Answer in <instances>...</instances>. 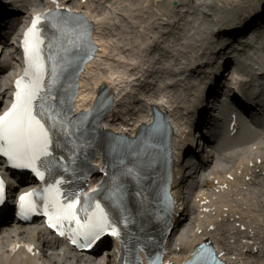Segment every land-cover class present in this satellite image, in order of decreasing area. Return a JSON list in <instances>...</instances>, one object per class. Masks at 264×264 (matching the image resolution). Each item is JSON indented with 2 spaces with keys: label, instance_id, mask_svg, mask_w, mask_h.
<instances>
[{
  "label": "bare ground",
  "instance_id": "6f19581e",
  "mask_svg": "<svg viewBox=\"0 0 264 264\" xmlns=\"http://www.w3.org/2000/svg\"><path fill=\"white\" fill-rule=\"evenodd\" d=\"M14 1V0H6V2ZM103 3L105 2H111L112 0H102ZM121 2L119 4V11L122 13H132L133 9L132 7L134 4L141 3L144 7L148 5V0H120ZM163 1V0H161ZM181 1V0H178ZM261 4L260 0H229L227 1L228 7L224 10V14L227 18V23H233L234 25L244 24L250 20L253 19V15H250V13L253 11L252 8H254V5L256 3ZM20 10L22 18L18 21H12L15 24L13 33L11 36H13L18 29L22 27V25L26 21V17L28 12L30 11L29 8V1L28 0H19ZM118 3H112V5H117ZM169 3L170 8H167V4L161 5V8L166 11V14L169 16V23L167 25H161L160 23L152 22L151 19L153 17H150L147 20L139 21L140 27L139 30H137L136 33L131 32L128 30L127 25L119 24L116 22H113V26L111 29L115 28L117 29L116 32H111L110 36L114 37L116 39L113 40L111 43V46H117L125 56L126 54L130 53V47L129 45L133 43L134 45H138V50L140 51L141 57L145 59V62L142 66H144L146 69L143 74L146 73L148 78L151 79V83L149 85H145V91L146 94L149 93L152 89L158 90L157 98L155 100H151L150 102H161L166 107L169 108L167 104H169V99H173L174 96H177V98H174L175 100H179V102H182L181 99H185L186 104L188 106L185 108L187 111V114L190 115V112L192 111L193 106L198 105L203 97L205 92V85H207L210 82V79H212V75H215V72H218L222 70V68H225L227 61H232V59L235 60L234 62V71L237 73L239 70L245 69V66H247V60L251 56H229L233 51L228 52L227 56L223 63H218V58L220 57V54H224L227 51H229L232 48V45L235 42V38L231 39L230 36L226 37L225 40H221L218 42V39L221 37L220 34L217 32H214L212 30V22L213 21H220L219 20V14L223 13L219 11L217 0H192L191 7L185 9V4H178L177 6H173ZM32 6L37 5V1L33 0L31 3ZM130 5V6H129ZM260 8H264V4L260 5ZM252 10V11H251ZM203 13H207L208 17L203 16ZM1 15H4L2 13ZM94 18V15L92 16ZM190 18V20H189ZM240 19V20H239ZM95 27L99 26V22H96L95 18ZM6 25L4 22H2V26ZM232 24H228L227 27H231ZM249 25V24H248ZM248 25L244 26L243 30L248 29ZM195 26V27H194ZM226 26V25H225ZM233 27V26H232ZM231 27V28H232ZM193 28L195 29V32H193ZM97 29V28H96ZM201 29V30H199ZM185 32L187 35H179V33ZM225 32V33H224ZM223 35H227L229 32L224 31ZM227 33V34H226ZM206 34H209L210 37H206ZM2 35V34H1ZM152 36L155 40V46L161 47L158 52H155L154 50H150V47L145 44V37L146 36ZM4 36V34H3ZM247 37V34L244 35ZM224 37V36H223ZM95 42L97 45H99V50L102 51V46L100 45L99 40L96 39L95 35ZM230 38V39H228ZM171 42L175 44V46H178L179 49L183 50L179 52L176 48V52L178 53V59H173V55L169 54L171 51L166 50L164 47L166 46L167 42ZM254 41L255 40H250ZM192 42H197L198 45H191ZM259 51L257 53H254L255 56L254 59H252V63L255 65H264V35L259 38ZM13 44H11L10 41L5 43V47H12ZM167 47V46H166ZM149 49V51H147ZM202 49L207 50L205 54L202 55ZM235 52V51H234ZM198 54L201 55V60L206 61L204 66L201 69V72L195 77V79L199 78L197 84L193 85L192 82L194 79L189 78L186 73L183 72L184 66H188L189 61L192 57L197 56ZM170 55V56H167ZM98 56V55H97ZM96 56V57H97ZM132 56H126L124 59L129 64V67H131L133 70L139 69L138 63H135L131 60ZM232 64V63H231ZM92 61L87 64L88 69L86 72L89 73L91 70ZM252 65V66H253ZM172 66L176 67L178 69L177 71L172 70ZM202 66V65H201ZM170 67V68H169ZM169 68V69H167ZM204 69H207L210 73L209 76H207L205 82H203V79L205 80V76L203 71ZM8 69L2 74L5 76L6 73H8ZM187 71H191L187 70ZM208 74V73H207ZM248 75H252L251 72H247ZM87 75V74H86ZM142 75V74H141ZM199 75H201L199 77ZM143 77V76H142ZM183 78L182 81L183 85L186 87L184 91H181L180 89H174L175 86L172 84H169V88L174 89L173 90V96L166 95L164 93L165 86L168 85V83H171L172 80L170 78L179 79ZM210 77V78H208ZM124 79V76L122 73H117L116 75H112L110 77L109 81L107 82L109 89L111 91H114V95L116 99L121 96V92L123 91L121 88V85L124 83L122 80ZM186 81V83H185ZM5 84L8 82V79L4 80ZM257 84H260L258 80L256 81ZM81 84V91L82 94V100L83 102L89 101L91 97L94 96L92 93H85L82 86V80L80 81ZM103 84V83H101ZM100 83L96 84V88H98ZM187 84L190 85V87H187ZM155 85V87H153ZM193 88L194 90H190V88ZM260 85H258L259 87ZM150 88L151 90L147 89ZM257 90H259L257 88ZM144 98V97H143ZM119 99V98H118ZM181 100V101H180ZM145 101V99H144ZM177 102V101H174ZM190 108L188 109V107ZM193 105V106H192ZM194 106V107H195ZM173 119V118H172ZM147 120V119H145ZM147 123L150 122V119L146 121ZM238 123V132L236 135L228 136L225 132L226 130L223 128L218 129V136L220 137L218 147L220 149V157L218 155L217 161L212 167V173L219 175L218 179H224L225 175L228 174L229 171H231L232 168L229 167V165H232V167L238 166L241 163H243L246 158H251L253 156H262L264 155V148L262 146V143L264 142V138L262 137L261 140L257 138V135L255 133V129H258L254 124H252L250 121H248L246 118L241 119ZM260 129V128H259ZM260 141H257V140ZM251 145V147H250ZM184 156H178L177 159L179 161ZM258 158V157H256ZM176 159V160H177ZM177 171L179 170L178 165H175ZM178 173V172H177ZM176 176V175H175ZM174 176V179H176ZM175 182H178L176 180ZM216 184H219V182H214L212 186H215ZM221 185V184H220ZM231 185V184H230ZM246 202L247 206L252 210L253 214H255V217H264V200H262L260 197L264 199V192L259 189L255 190L251 184H248L246 188ZM252 199L253 205L256 204V207H254L250 200ZM253 218V217H252ZM179 226V225H178ZM177 226V227H178ZM188 227V226H186ZM182 234L181 237L185 238L188 236L189 231L183 226L182 228ZM179 234L178 230H175L173 232L172 237H175ZM179 234V235H180ZM18 247V243H13L10 245V248L2 249L0 250V261L4 262L5 264H12L11 262H8L3 259L4 256H8L11 260L15 254V251ZM19 253V252H17ZM25 258V257H24ZM47 262V261H46ZM46 262H43V260L37 259V258H30L27 257L24 260H16V262H13V264H45ZM81 262H84L81 261ZM98 261H85L86 264H96ZM49 263V262H47ZM99 263V262H98ZM3 264V263H2ZM101 264V263H99Z\"/></svg>",
  "mask_w": 264,
  "mask_h": 264
},
{
  "label": "snow or ice",
  "instance_id": "6c2138e0",
  "mask_svg": "<svg viewBox=\"0 0 264 264\" xmlns=\"http://www.w3.org/2000/svg\"><path fill=\"white\" fill-rule=\"evenodd\" d=\"M41 20L40 16L33 18L31 26L25 32L23 48L26 68L23 76L15 82L16 91L11 107L0 114V156L6 157L12 167L29 168L43 179L44 173L39 170L38 165L47 163L45 158L52 155V133L57 129L65 131L66 128L61 112L53 106V102L58 99L51 95V87L56 77L55 68L51 72L52 81H45V37L39 26ZM72 23L73 20L63 21L64 26ZM60 31L64 35L69 34L63 26ZM70 43L75 46L76 41ZM48 46L51 47V44ZM47 60H53V56L49 55ZM3 189V181L0 180V197L3 195ZM45 192L47 195L44 197V214L49 217V227L62 228L64 222H67L69 231L73 233V243H76L74 237H83L87 243L82 246H90L108 228H111L113 235H119L117 230L111 227L108 216L99 203L95 204L94 209H90L75 193H65L61 202L58 188L49 187ZM33 195L35 193L20 197L22 214L35 210L34 202L28 199ZM84 200L86 201L87 197ZM71 225L75 227L71 228ZM59 234L64 235V231L61 230ZM190 264H209V258L194 253Z\"/></svg>",
  "mask_w": 264,
  "mask_h": 264
},
{
  "label": "rangeland",
  "instance_id": "374dc122",
  "mask_svg": "<svg viewBox=\"0 0 264 264\" xmlns=\"http://www.w3.org/2000/svg\"><path fill=\"white\" fill-rule=\"evenodd\" d=\"M172 1L173 0H163V1L148 0L149 3L146 7H144L143 4L141 3H137V4H134V6L132 7L133 12L128 13V14L122 13L121 11H119L120 3L118 2H121L120 0H112L111 2H105V3H103L102 0H85V3H83L82 1L81 2L77 1L78 4L84 5V7H86V9L90 13H92V15H94L96 22H99V26L96 27L97 29L95 31V35H96V39L99 40L100 45L102 46V51H100L98 56L93 60L90 72L82 78V86L84 87L83 88L84 92L87 94L92 93L94 91V88H96V84L98 83L107 84L110 77H112V75L113 76L116 75L119 72L122 73L124 76V79L122 80L124 83L121 85V88H123L122 89L123 91L121 92L120 101L117 102V105H118L116 106L117 114L113 117L112 122L122 119V117L125 115L131 116L133 118L145 117L147 115V108H146L147 103H149L151 100H155V98L158 96L157 94L158 90L156 89L151 90L150 88H147L151 91L146 94L145 85H149L151 83V80L153 79L152 78L150 80L146 79L148 78V76L146 75V73L144 74L142 73L145 71L144 66H142L145 62V59L141 57L140 51L137 48L138 45H134L133 43H131L129 45V47L131 48L130 53L126 54L125 56L121 54L117 46H111V43L116 38L111 37L110 33L117 31L116 28H115L116 31L114 29H111L113 26V22H116L119 24L122 23L125 26L127 25L128 30L134 33H136L137 30H139L140 22L143 20L145 21L147 20V18L149 19L150 17H153V19L151 20L152 22H154V24L157 22L163 26L167 25V23H169V16L166 14V11L161 8V5L167 4V8H170L169 3ZM176 1L178 2V4L184 3L185 9L191 7L192 0H181V1L176 0ZM227 1L229 0H217L219 11L223 13L219 14L220 21L212 22V25L214 27H221V26H225L228 24L234 25L233 23L235 22L227 23V18L224 14V10L226 9V7H228L226 6ZM260 2L261 4H264V0H260ZM112 3H118V4L112 5ZM261 4L257 2L254 5V8H252L253 11L258 9ZM203 16L209 19L207 13H203ZM192 31L195 32V29L193 28ZM179 35L181 36V35H187V34L185 32H182V33H179ZM207 36L210 37L209 34H206V37ZM153 38H154L153 35L152 36L150 35V37L146 36L145 44L148 45V47H150L151 50L158 52L161 47L159 48L155 46V40ZM259 38L260 36L258 35H255L253 38L255 40L254 44L257 46V48L259 47V43H258ZM193 44L194 46L198 45L197 42H192L191 45ZM166 46L164 48L166 50L171 51V53L169 54L173 55V59H178V53L175 50L176 47H177L176 49L179 52L183 51L179 49L178 46H175V44L169 41L167 42ZM240 48H241V51L236 50L230 56H233V57L234 56H242V57L251 56L249 60L246 61L247 66H245V69L252 70V67H251L252 66L251 63L253 62L252 59H254L255 56H257V55H254V53H257L259 51L258 50L259 48L256 50H252V51L249 50V48H244L243 46ZM202 51H203L202 55L205 54V52H207V50H204V49H202ZM126 56H132L131 60L135 63H138L139 69L137 68L133 70L131 67H129V64L124 59ZM167 56H170V55H167ZM202 57L200 54H198L195 57H192L189 61L188 66H184V69L189 70L190 68H195L196 65L201 63ZM172 70L174 72V71H177L178 69L172 66ZM202 71L205 75H207L208 73L207 69H204ZM242 72L243 71H239L240 74ZM142 76L144 77L143 82L138 80V77H142ZM170 80L172 81L171 83H168L167 86H165L164 93L168 91H173L174 89H177V88L183 90L181 86L182 84L178 79L170 78ZM199 80L200 79L194 78L192 84L193 85L197 84ZM169 84L174 85L175 88L174 89L169 88L168 87ZM193 85H192V88H190V90L192 91L194 90ZM153 87H155V85H153ZM187 87L189 88L190 85L187 84ZM140 95L143 96L145 99L143 103L139 102L138 97ZM181 100H182V102H180L181 104H179L178 102H175L173 106L174 107L173 108L174 110L173 125L175 126L177 131L182 130L183 127L186 126L185 124L188 123L191 119V117L188 114H185V112L181 110L182 108H186L188 106V104H186L185 102V99H181ZM171 101L172 99H169V102ZM190 106L191 105H189L188 109L190 108ZM255 133L257 137L260 139L264 136V130L255 129ZM176 141L181 142V140L179 141L178 138H176ZM263 147H264V144H263ZM229 167L231 168L232 165H229ZM260 181H263V179L261 178ZM244 184L246 183H243V185L241 186H245ZM241 192H242V189H241ZM260 198L264 200L262 197ZM232 201L233 199L229 195H222V196H218L217 198H215L214 203L217 204V203L228 202L231 205H233ZM251 204L253 205V201L251 202ZM253 206L256 207V204ZM190 209H191V204H190ZM203 220L205 219H202V221ZM260 223L264 224V217H262V220H260ZM217 241L218 243H220L221 238L217 239Z\"/></svg>",
  "mask_w": 264,
  "mask_h": 264
},
{
  "label": "water",
  "instance_id": "95a60500",
  "mask_svg": "<svg viewBox=\"0 0 264 264\" xmlns=\"http://www.w3.org/2000/svg\"><path fill=\"white\" fill-rule=\"evenodd\" d=\"M173 6H175L176 4L175 3H172Z\"/></svg>",
  "mask_w": 264,
  "mask_h": 264
}]
</instances>
